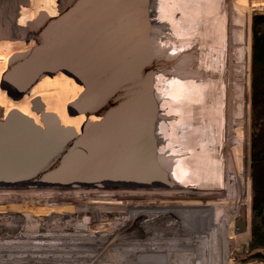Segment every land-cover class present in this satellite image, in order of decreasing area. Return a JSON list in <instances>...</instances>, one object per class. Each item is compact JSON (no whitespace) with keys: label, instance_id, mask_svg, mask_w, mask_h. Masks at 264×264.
I'll return each instance as SVG.
<instances>
[{"label":"bare ground","instance_id":"1","mask_svg":"<svg viewBox=\"0 0 264 264\" xmlns=\"http://www.w3.org/2000/svg\"><path fill=\"white\" fill-rule=\"evenodd\" d=\"M225 1L145 0L147 3L146 23L152 40L155 63V71L149 85L155 91L158 99L162 94L171 93L173 95L166 105V110H170V115H173L174 118L165 122L160 121L159 136L164 141L158 147L160 160H147L146 168L143 171L144 188L137 190L0 188V201L29 199L49 202L63 198L70 200L72 206L67 210L69 214L61 213L59 216L63 218L60 220L62 222L69 216L76 217L75 226L72 227L73 229H68L66 224L60 223L58 234L62 237H57V239L66 238L68 242L69 237L67 236L74 234L73 237L77 238L71 237V240H79L81 243L90 241V239L80 237V232H82L95 236V240L90 241V244H93L99 240L100 243L106 241L107 235L112 237H109L103 247L99 249V255L96 253L95 257L87 261L71 264H96L100 261L114 264L115 259L117 260L118 246L123 247L122 243L118 245L114 243L120 227L125 229V233L129 231V235H138L139 229L146 230L144 238H147L140 242L144 245L143 248L134 247L136 249L133 251H140L139 254L135 258L133 256L122 259V264H169L167 263L169 254L166 253H169L172 243L164 242L165 237L169 235L179 238L181 229L192 231L194 227H199L194 232L196 234L190 236L195 239L190 240L189 238V240L196 245V248L192 249L194 253H197L195 258L202 259L195 264L228 263L229 248L226 237L235 232L238 219L247 223V203L243 197L240 196L241 201L240 198L235 201L236 205L233 211L229 207L234 204L229 203L226 210L232 211L230 217L229 211H221L223 207L220 208V211H212L214 209L212 203H215L216 200L209 201L210 203L202 202L200 204L199 202L195 206H187V203L171 204L168 202L162 205L144 206L145 204H141V206L120 207L117 204L104 203L95 196L97 194H114L112 196H115L116 194L129 195L131 193L146 195L164 190L166 193H171L167 191L169 189L175 190L174 193L178 195L192 190L200 196L202 193L209 195L224 191L226 188L224 182L226 167L221 146L224 124L222 76L225 47L228 42L226 30L228 22L240 29L245 28L248 25V13L264 8V0H231V14H228ZM39 10L53 15L52 0H34V6L24 15L22 14L20 22L23 24L26 20L31 19ZM164 17L170 18V24L163 23ZM174 42H179L183 48L177 50L179 53L176 51L172 57L178 66L171 68L167 66L165 56H160V54L163 55V49L168 43L170 45ZM24 46L17 42L15 44L8 41L0 42V76L6 68L10 54L24 50ZM80 90L81 88L77 87L71 78L62 73H58L52 80H43L32 88L29 95H25L20 100H12L0 89V117L11 109L31 115L28 102L33 96H40L46 108L54 111L63 123L78 128L83 117L80 116L77 119L69 117L65 106L76 97ZM159 108L161 116L166 117L167 113L163 102L160 103ZM32 116L38 120L35 115ZM212 198L209 195L208 199ZM222 201L225 204V201L229 202V199L225 196ZM194 203L198 202H193V205ZM57 207L60 208L58 205ZM57 207L56 211H58ZM4 208L0 210V227H4L5 224L9 225L8 228L15 227L6 229L8 234H11L6 237H10L15 242H19L20 238L14 239L12 234L13 232L20 233L22 227H17L20 223L24 225L41 224L45 223L49 217L48 213L44 212L45 209L35 208L34 210L21 205L12 207L13 209L9 207V210ZM33 211L35 212L33 213ZM49 212L52 213V211ZM71 213L73 215H70ZM84 218H88L90 224H93L90 229L100 230L102 228L103 230L104 227L109 226L106 230L110 233L83 231ZM171 219L172 221H170ZM10 224L14 227H11ZM117 224H119V228H117ZM130 225L133 227L125 228ZM203 235L213 239L216 244L215 248H204L207 245L206 240H199ZM148 241L149 243H147ZM185 243L190 244L189 241H185ZM147 244L149 245L147 246ZM19 247L27 248L24 244ZM42 247L45 246L40 248ZM25 251L26 249H18L16 253L1 257L0 264H37L38 261H43L41 259L43 255L23 253ZM121 251L122 256L126 257L123 253L124 249L121 248ZM206 251L209 252L208 256ZM202 253L205 254L202 255ZM181 258L185 257L175 256L173 264H180L179 260H183ZM48 263L57 264L55 262Z\"/></svg>","mask_w":264,"mask_h":264},{"label":"water","instance_id":"2","mask_svg":"<svg viewBox=\"0 0 264 264\" xmlns=\"http://www.w3.org/2000/svg\"><path fill=\"white\" fill-rule=\"evenodd\" d=\"M37 11L0 20V42L25 48L7 59L0 89L12 100L58 73L81 88L66 104L76 128L40 96L0 117V188L141 189L149 159L160 160V102L149 81L154 52L145 0H52ZM35 115L38 120L34 118ZM235 232L246 222L238 219Z\"/></svg>","mask_w":264,"mask_h":264},{"label":"rangeland","instance_id":"3","mask_svg":"<svg viewBox=\"0 0 264 264\" xmlns=\"http://www.w3.org/2000/svg\"><path fill=\"white\" fill-rule=\"evenodd\" d=\"M153 1V0H152ZM226 7L228 14H231V0H226ZM233 12V11H232ZM264 14V8L251 11L248 13V25L245 26V28L240 29L237 26H234V24H230L228 22V27L226 30V36L228 39L227 45L225 47V56H224V71L222 76V82H223V133H222V156L223 161L225 163V171H224V182L226 186V190L216 192L209 194L213 198L208 199L209 195H205V193H202L200 196L197 193H194L192 190L185 192V194L178 195L177 193H174L175 190H167L171 193H166L164 191H155L153 193H149L146 195H136V194H125V195H119L116 194L115 196H112L114 194H108V195H95L98 197L100 201H104V203L109 204H117V206L120 207H128V206H141V204L151 205V204H167L168 202L173 203H187V206L192 205H198L202 202L210 203L209 201L214 202L213 204L214 210L213 211H220V208L223 207V212H228L229 203L234 204L230 205L229 209L234 210L235 208V201L239 200L240 196L243 197L247 203V223H246V229L243 232H233L231 235L226 237V243L229 248L228 253V263L227 264H260L261 262L256 261L254 259L248 258L250 251H249V242H250V216H251V209L254 205V202L257 200L258 188L262 187L264 185V164H261L259 162H255L254 165L252 164V158L257 155L256 150L261 148V143L264 140V121H258L259 117L262 115L264 116V109L260 111H256V105H254L252 101V94H251V83H250V53H251V18L254 14ZM171 20L170 18H165L163 20L164 24H170ZM238 31V32H237ZM240 32V33H239ZM167 43V42H166ZM165 43V44H166ZM202 46V43L200 44ZM206 45V44H205ZM200 46V47H201ZM180 48H183L182 45H179V42L177 43H169L166 45V47L163 49V55L160 54V56H165L164 59H166L167 66H170L171 68L177 67L178 63L174 60V54L177 50H180ZM179 53V51H177ZM168 56V57H167ZM172 94H162L160 95L159 102L164 103V108L167 113V116L161 117L160 121L165 122L166 120H172L174 118L173 115H170V110H166V105H168L169 101L172 98ZM255 113V115H254ZM255 122V123H254ZM164 143V141L161 140L160 145ZM260 152V151H259ZM243 172V174H242ZM264 187V186H263ZM104 190V189H102ZM113 190V189H111ZM137 190V189H136ZM255 193V194H254ZM207 194V193H206ZM176 195V196H175ZM94 196V195H93ZM175 196V197H174ZM225 196L228 197L229 202L225 201V204L222 201ZM6 201V202H5ZM1 200L0 201V210H9L12 207H17L18 205H21L23 207L27 208H39L41 210H44L45 213H48V219L47 221L52 222V218H55V215L61 214V213H68L67 210H69L72 206L70 203V200L60 199L58 201H40V200H17V199H9V200ZM220 203H219V202ZM241 201V198H240ZM193 202H198L194 203ZM59 203V204H57ZM60 207L58 208L57 205ZM56 205V207H54ZM218 206L219 209H218ZM10 207V208H9ZM49 211H52L50 213ZM232 211L228 212V215L230 217L232 216ZM35 211H33L34 213ZM43 212V213H44ZM69 214V213H68ZM70 215H73L72 213ZM69 218L73 221H75L76 217H70ZM50 219V220H49ZM67 220V219H66ZM172 221V219L170 220ZM53 223V222H52ZM84 225H83V231H97V232H106L110 233L107 227L100 228V230H93L92 228L93 224H90L88 218H84ZM96 223V222H95ZM107 223V222H105ZM16 224V223H14ZM13 224V225H14ZM20 223L17 227H22V229H31L32 231L34 228H36L35 224L33 225H24ZM54 224V223H53ZM195 224V222H193ZM11 225V224H10ZM117 228H119V224H117ZM196 225V224H195ZM9 225L5 224L4 227H0L1 231H4L5 229H14L15 227L11 225V227L14 228H8ZM199 226V223H198ZM133 227V225L125 227L126 229H130ZM199 228V227H198ZM197 227H194V230L188 231V230H180V239L175 238V236H167L164 239V242H171L172 247L169 248V254L167 263L173 264V258L175 256L180 255L185 258H181L183 260H179L180 264H195L197 261H201L200 258H195L197 253H194L192 249L196 248V245L193 243V241H190L192 239H195L194 237L190 238L191 235L196 234L193 231H196L198 229ZM119 235L115 238V244L118 245L119 242L122 243L123 247H119L116 251L117 253V260L114 264H122L124 258L137 256L140 251H133L136 248H143V244L140 242L145 241L147 238L145 237V231L143 229H139L137 233L138 235H129V231L125 233V229L122 227L119 228ZM140 234V235H139ZM144 234V235H143ZM108 236V235H107ZM109 237H107L108 240ZM112 238V237H110ZM190 238V240H189ZM2 239V238H0ZM188 239V240H186ZM206 240V244L204 248H215L216 244L213 242V239L210 236L203 235L199 240L203 241ZM106 240V241H107ZM185 241H189L190 244H186ZM212 242V243H210ZM149 243V241L147 242ZM218 243V242H217ZM105 244V243H104ZM103 244L101 243L100 246H91L89 250L93 251L91 255H83L84 257H81L79 255L82 254L84 251L83 248H80L76 250L75 252L78 254H74L73 256H66L65 253H60L58 255L51 254V256H54V262L57 264H71V263H78L79 261L88 260L90 258L95 257V254L98 253L99 255V249ZM149 244H147L148 246ZM174 245V246H173ZM117 248V247H116ZM121 248L124 249L123 253L126 257L122 256ZM127 250V251H126ZM132 252V253H131ZM48 252H42L43 255ZM69 253V252H67ZM208 256L209 252H205ZM205 253H202L205 254ZM41 254V255H42ZM41 257L43 260L42 262L38 261L39 264H49L47 257ZM86 256V257H85ZM189 256V258L186 259V257ZM192 257V258H191ZM169 258H171L169 260ZM192 260H191V259ZM40 259V260H41ZM51 259V258H50ZM203 259H206L203 257ZM8 262V261H7ZM53 262V261H50ZM37 263V264H38ZM91 263V262H89ZM113 263V262H112ZM53 264V263H50ZM83 264V263H79ZM96 264H109L108 262H97ZM179 264V263H175Z\"/></svg>","mask_w":264,"mask_h":264},{"label":"trees","instance_id":"4","mask_svg":"<svg viewBox=\"0 0 264 264\" xmlns=\"http://www.w3.org/2000/svg\"><path fill=\"white\" fill-rule=\"evenodd\" d=\"M251 53H250V83L252 101L255 110L264 109V14H254L251 18ZM255 115V113H254ZM263 122L264 116L259 120ZM255 123V122H254ZM260 151V152H259ZM256 162L264 164V140L260 150H256ZM264 185L258 188L257 200L251 209L250 242L248 258L264 264ZM255 194V193H254Z\"/></svg>","mask_w":264,"mask_h":264},{"label":"built area","instance_id":"5","mask_svg":"<svg viewBox=\"0 0 264 264\" xmlns=\"http://www.w3.org/2000/svg\"><path fill=\"white\" fill-rule=\"evenodd\" d=\"M55 216H56L55 218H52V222L54 224L46 220L45 223L35 224L36 228H34L33 231L29 228V229H21L20 233L13 232L12 238L17 239L19 237L20 238L19 242L12 241L10 237H6V235H11L8 234V231L6 229L4 231L0 230V238H2L0 239V258L5 257L8 254L16 253L18 249H26V251L23 253L41 255L42 252H48V253H44V254H48L47 256L42 254L43 255L42 257L46 256L47 259L51 258L50 261L54 262L53 258L55 257L54 256L50 257L51 254L58 255L60 253H65L66 256H73L74 254L78 255L75 252L76 250L83 248L84 251L79 256L84 257L83 256L84 254L89 256L93 252L89 250L91 246H98V245L100 246L101 243L104 245V243L107 242L104 241L100 243L99 240L98 242H94L93 244H90V241L95 240L94 239L95 236L92 234H88V235L83 234L82 232H80V237L90 239V241L86 243L83 242L81 243L79 240H75V239L71 240V237H73L74 234L73 235L70 234V236H67L69 237L68 242L66 241V238L57 239V237H62L58 234V232L60 231V227H59L60 223H63V225L66 224V227H69L68 229H73L72 227L75 226L76 220L72 221L70 218H64L65 221L63 220L62 222L60 220L63 218H61L58 215ZM2 235L5 236L3 237ZM108 237H110V235H108ZM73 238H77V237H73ZM115 242L116 241H114V243ZM21 244H24V246L27 248H20L19 245ZM41 246H45V247L40 248Z\"/></svg>","mask_w":264,"mask_h":264},{"label":"flooded vegetation","instance_id":"6","mask_svg":"<svg viewBox=\"0 0 264 264\" xmlns=\"http://www.w3.org/2000/svg\"><path fill=\"white\" fill-rule=\"evenodd\" d=\"M33 6L34 0H0V20L4 22L6 18H9V16H15L17 14L20 19L22 17V14L24 15L25 12ZM252 161V164L254 165V163L256 162L255 156L252 158Z\"/></svg>","mask_w":264,"mask_h":264}]
</instances>
